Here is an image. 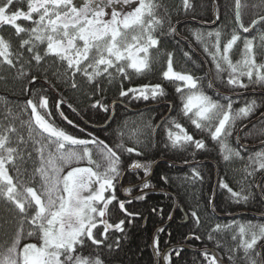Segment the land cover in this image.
<instances>
[{
    "label": "snow or ice",
    "instance_id": "1",
    "mask_svg": "<svg viewBox=\"0 0 264 264\" xmlns=\"http://www.w3.org/2000/svg\"><path fill=\"white\" fill-rule=\"evenodd\" d=\"M234 3L236 27L223 42L222 37L228 35L223 29L208 32L207 36L215 39L211 44L212 50L205 44L204 51L211 56L218 74L228 72L226 83L233 90L247 89L250 85L264 87V62H257V55H264V43L261 45L262 51L257 53L254 51L253 40L242 37V33H249L257 24H264V0H257L252 5L242 4L241 0H234ZM23 5H26V9ZM183 5L185 10L193 7L190 0H183ZM248 6L260 9V12L257 13L258 18H253L250 24L245 26L241 18V8ZM159 7L154 0H83L82 6H78L74 0H0V26H10L17 37L22 34L27 37L21 39L19 47L31 53V59L35 60L37 65L44 56L51 55L66 62L72 77L82 73L89 83L104 74H107L109 80L117 74L129 79L126 68L142 74L150 67L149 50L157 48L160 43L154 33L164 25L163 18L157 15ZM108 10H111L110 18L106 19L109 16ZM216 19L219 20L220 16L217 15ZM20 21L30 22L32 26L25 27ZM169 31L176 32L177 29L169 24ZM202 35L196 33L197 39L200 40ZM45 41L46 48L42 56L37 48L38 44ZM240 41L243 43V48L239 50L241 58L234 63L232 54ZM261 41L264 42V35L261 36ZM187 55L188 53H185V56ZM23 56V52L14 53L11 42L0 35V61L3 64L15 67V63L20 62ZM23 74L21 71L20 75ZM162 75L165 80L183 82L182 87H176V92L181 93L183 98L182 114L188 117L197 129H208L213 141L222 143L225 152L223 158L226 161L233 157L243 158L239 151L233 150L223 141L233 134L238 120L256 113L260 107L257 100L247 101L238 109L233 108L230 97H225L226 102L213 100L198 86L201 81L191 74L174 70L171 53H168L167 69ZM34 82L35 77L30 83ZM208 86H212L211 82ZM71 87L77 88L74 79ZM97 88L99 89V84ZM129 94L133 99L148 100L150 97L156 99L165 93L160 84H146L126 90L121 87L120 97H128ZM26 103L31 109L29 137L34 139L35 143L41 144L38 150L41 164L35 171L39 173L42 183L37 190L20 181L23 170L17 160L23 161L19 145L24 143V140L19 138L17 145L13 147L9 135L0 133V197L11 202L18 210L21 220L30 225L25 233L23 223L20 224L10 246L0 258V264H105L99 254L89 252L85 255L84 249L92 246H104L109 250L113 248V244L106 243L109 234L113 231L123 233L125 221L121 219L116 223L109 222V206L117 201L119 210L125 215H137L128 212L125 202L118 200L117 186L123 187L121 181L126 173L136 174L140 183L124 187V192L131 194L133 188H138L142 195H138L136 199H144L145 190L152 187L147 179L152 174L151 162L134 160L125 168L121 154L118 153H134L141 156L143 153L138 151L136 146L126 147L121 139L114 147H110L91 134V138H78L58 126L56 121L51 119L57 113L69 125L77 127L63 112V99L57 100L54 110H50L49 100L43 95L38 100L28 99ZM68 107L73 112L77 111L72 104H68ZM91 107L101 108L104 112L109 110L100 101L91 104ZM32 122L39 130L36 132L39 140L32 136ZM259 122L264 123V112L259 113ZM255 126L253 124V127ZM6 131L16 130L10 127ZM261 134H264V129ZM118 135L122 137L123 134ZM167 138L174 148H206L203 140L195 139L175 120L170 122ZM44 141H47V144L43 143ZM141 143L137 138L136 144ZM46 148L49 151L45 157ZM53 148L54 151L51 150ZM96 156L100 159L97 160ZM248 159L250 164L245 169L247 176H253L256 172L264 173V151H257ZM11 171H15V178L10 174ZM140 171H143V178L138 175ZM192 178L199 180L203 177L193 168ZM161 179L167 182L166 177ZM219 187L227 190L237 202H246L251 195L243 194L244 188H241L240 192L234 191L222 181L219 182ZM257 187L264 193V184ZM192 217L197 224L200 223L196 211L192 212ZM220 228V225H216L213 231H219ZM240 233L242 236H249L243 242L244 258L248 264H264V257L255 251L258 242L264 240V226H241ZM25 236L33 242L25 243L21 247L20 242ZM209 239H212L211 234ZM114 243L118 248L119 240ZM152 247L160 264H173V253L176 257L181 253V250L177 249L161 253L158 238H153ZM202 256L207 264H222L215 253L205 251ZM255 257L261 258L257 260ZM229 259H232L231 255Z\"/></svg>",
    "mask_w": 264,
    "mask_h": 264
},
{
    "label": "trees",
    "instance_id": "2",
    "mask_svg": "<svg viewBox=\"0 0 264 264\" xmlns=\"http://www.w3.org/2000/svg\"><path fill=\"white\" fill-rule=\"evenodd\" d=\"M154 2L160 5L157 15L164 20L163 28L154 33L160 43L157 48L149 50V69L138 74L135 70L126 68L129 79L117 74L109 80L107 74H104L89 83L82 73H77L75 77H72L66 62L51 55L44 56L46 41L38 44L37 50L44 58L37 65L35 60L31 59L32 54L19 47L21 39L27 37L24 34L17 37L10 26H0V35L11 42L13 52L24 53L22 60L15 63V67H10L0 61V133L9 135L13 147L17 145L19 138H23L24 143L19 145L23 161L17 160V164L23 170L19 179L22 183L34 187L33 183L37 176H35L33 163L40 159L38 150L41 144L35 143L34 139L29 137L31 114L26 103L28 99L38 100L41 95L46 96L50 110H54L58 99H63L65 104L62 110L77 127L69 125L67 121L59 117L58 113L51 119L78 138L94 136L110 147H114L121 139H124L126 130L130 129L128 125L132 123L137 125L135 138L136 140L139 138L142 143L136 147L143 154L141 156H136L134 153L118 154H121L125 168L134 160L142 163L150 161L152 165L157 159H162L155 165L152 176L148 179L152 187L147 189L144 199H136L137 195L126 200L122 198L119 192L121 186L118 185L116 189L118 200L125 202L128 212L137 215H125L119 210L117 201H114L113 205L109 206V222L116 223L123 219L125 231L123 233L110 232L106 243L113 244L111 250L104 246L99 248L92 246L84 249V254L87 255L89 252L94 255L99 254L105 264H153L154 258L150 246L151 233L168 219L176 200L177 206L172 219L155 230L154 234V238L159 239L160 251L168 245L173 246L169 252L174 249L181 250L179 257L173 253V264H207L202 253L210 250H213L225 264H248L244 258L243 242L249 236L247 234L242 236L240 227L264 226V193L257 187V185L264 184V176L260 178L262 172L247 176L245 169L250 164L248 157L257 151H264V134H261L264 123H260L258 119L243 130L238 138L237 134L246 123L264 111V87L250 85L247 89L233 90L226 83L228 72L218 74L211 56L204 51L205 44L212 50L211 44L215 39L208 37V32L223 29L228 34L222 37L223 42L236 27L234 0H213V2L211 0H190L193 7L187 10L184 8L183 0H154ZM241 2L252 5L257 0H241ZM213 5L215 6V18L219 15L220 19H216L213 26H207L204 23L212 22ZM259 12L260 9L250 6L242 7L241 18L245 26H248L253 18H258L257 13ZM181 21L185 22L177 24L176 32L169 31V24L174 27ZM20 23L25 27L32 26L27 21H20ZM196 33L203 34L200 40L197 39ZM176 34L187 42L177 39ZM262 35H264V24H257L250 29L249 33H242V37L253 40L254 51L257 53L262 51L261 45L264 43L261 41ZM242 48L243 43L240 41L232 54L234 63L241 58L239 50ZM168 53L172 54L175 69L189 72L201 81L198 86L202 87L203 91L213 100L226 102L225 97H230L234 109L243 107L247 101L252 99L257 100L260 107L256 113L238 120L233 134L223 141L233 150L239 151L243 158L233 157L226 161L223 158L225 152L222 143L213 141L208 129H197L191 120L182 114V94L176 92L178 83L165 80L162 75L167 66ZM185 53L188 55L185 56ZM202 59L207 64L211 79L208 77ZM257 62H264V55L258 54ZM21 71L23 75H20ZM110 71L114 70L110 69ZM33 77H35V82L30 83ZM73 79L77 84L75 89L71 87ZM244 79L247 82L246 78ZM209 82L212 84L211 87L208 86ZM97 84H99V89ZM146 84L162 85L165 94L156 99L150 97L148 100L133 99L131 94L128 97L119 95L121 87L126 90ZM96 101H100L109 110L104 112L101 108H92L91 104ZM112 102L114 104L111 109ZM68 104H72L77 111L73 112ZM173 120L180 123L195 139L203 140L206 148L197 150L193 146L172 147L167 138V130ZM253 124L256 126L253 127ZM147 125L152 127L149 128ZM10 127L15 128L16 131H6ZM32 128V136L35 140H39L40 137L36 136L39 130L35 128L34 122H32ZM140 130L142 133L139 134ZM119 133L123 134L122 137L118 135ZM43 143L47 144V141ZM125 146L128 147L126 144ZM51 150L54 151V148ZM48 151L49 149L46 148L45 157ZM193 168L201 173L202 179L193 180ZM215 171L217 184L212 200ZM10 174L16 177L15 171H11ZM138 175L143 178V171H140ZM161 177H166L167 182ZM29 179H31L30 183ZM138 181L140 179L136 178V174L126 173L121 184H134ZM221 181L237 192L244 188L243 194L251 193L249 199L246 202L243 200L237 202L227 190L219 187ZM138 190V188H133L131 193ZM10 211L13 209L0 201V226L4 227L2 234L8 233L12 222L16 220L13 219L15 215L12 217L9 214ZM193 211H196L200 217L199 224L192 217ZM216 225H220L221 228L214 232ZM160 229L163 231H159ZM210 234L212 239H209ZM197 236L199 239H196ZM117 239L120 242L118 248L114 243ZM182 244L184 246H181ZM255 251L264 257V240L258 242ZM229 255L232 256L231 260ZM261 257L255 258L259 260Z\"/></svg>",
    "mask_w": 264,
    "mask_h": 264
},
{
    "label": "rangeland",
    "instance_id": "3",
    "mask_svg": "<svg viewBox=\"0 0 264 264\" xmlns=\"http://www.w3.org/2000/svg\"><path fill=\"white\" fill-rule=\"evenodd\" d=\"M74 3H76L78 6H82L83 1H81V0H74ZM23 6H24L25 9H26V5H23ZM117 8H119V5H117ZM108 11H109V16H107L106 19H109V18H110V11H111V10H108ZM19 23H20V22H19ZM141 55H143V54L141 53ZM123 63H127V62H123ZM173 67H174V66H173ZM130 69H131V68H130ZM166 69H167V66H166L165 70H166ZM90 70H91V69H89V71H90ZM132 70H134V69H132ZM165 70H164V71H165ZM174 70H175V71H178V72H182V73L191 74V73H189V72L179 71V70L175 69V67H174ZM191 75H192V74H191ZM175 82L178 83V86H181V87L183 86V82H180V81H175ZM154 85H156V84H154ZM139 87H140V86H137V88H139ZM134 88H136V87H134ZM185 90H187V89H185ZM128 126H130V129L126 130V133H125V136H124V139H123V140H124L125 144H126L128 147H131V146H137L138 144H136V138H135V134H136L135 131L137 130V125H134V124L132 123V124H130V125H128ZM138 128H139V127H138ZM140 131H141V130H140ZM140 131H139V134L142 133V131H141V132H140ZM174 131H177V130H174ZM130 138H131V139H130ZM95 158H96L97 160L100 159L99 156H96ZM40 164H41L40 159H37V160H36V163H33L34 170H36V168H38V167L40 166ZM84 166H86V165H84ZM35 176H37V178H36V180L34 181L33 185H35L34 187L37 188V190H39L40 185H41V183H42V181H41V177H39L40 175H39V173L36 172V171H35ZM28 181H29V183H30V182H31V179H29ZM106 195H109V194L106 193ZM0 201H1L3 204L9 206L10 209H11V208L13 209V211H10L11 213H9V214H11L12 217L15 215L13 219H16L15 221L12 222V227H11V229H10V231H9L8 233L2 234V233H3V230H4V229H3L4 227H1V226H0V258H2V257H3V254L5 253V250L7 249L8 246H10V244H11V242H12V239H13L14 235L16 234V232H17V230H18L20 224L23 223V228H24L25 233L29 230L30 225H29L28 223H26V222H24V221L21 220V217H20V215L18 214V210L15 209V206H14L11 202H8V201H7L5 198H3V197H0ZM28 242H33V241H32L30 238H28V237L25 236V237L21 240V242H20V246L22 247L23 244L28 243Z\"/></svg>",
    "mask_w": 264,
    "mask_h": 264
},
{
    "label": "water",
    "instance_id": "4",
    "mask_svg": "<svg viewBox=\"0 0 264 264\" xmlns=\"http://www.w3.org/2000/svg\"><path fill=\"white\" fill-rule=\"evenodd\" d=\"M212 1V0H211ZM214 7H213V11H212V15H213V22L211 23V24H209V26H212V25H214L215 24V19H214ZM183 22H185V21H183ZM180 23H182V22H179V23H177V24H180ZM177 24L174 26V28L177 26ZM183 41V40H182ZM113 104V103H112ZM257 119H259V116L258 117H256L255 119H253L252 121H250V122H248L244 127H242V129L239 131V133L242 131V130H244L245 128H247L252 122H254V121H256ZM158 162H160V159H158V160H156L153 164H152V172H153V168H154V166L158 163ZM152 175V174H151ZM151 175L149 176V177H147V179H149L150 177H151ZM264 176V174L261 176V177H263ZM215 184H216V180H215ZM214 188H215V185H214ZM213 188V196H214V189ZM124 188H122L121 189V193L124 195V197L125 198H131V197H133V196H136V195H138V194H141L140 192H137V193H135L134 195H131V196H128V195H125L124 193ZM176 202H175V204H174V208H173V211H172V214H171V216L169 217V219H168V221L165 223V224H167L168 222H170V220L172 219V216H173V213H174V211H175V209H176ZM212 207V206H211ZM160 226H158V227H156V229L157 228H159ZM155 229V230H156ZM153 235H154V232L152 233V235H151V239H150V244H151V246H152V243H153ZM153 248V247H152ZM210 253H215L213 250H210L209 251ZM154 258H155V263L154 264H156V255L154 254Z\"/></svg>",
    "mask_w": 264,
    "mask_h": 264
},
{
    "label": "flooded vegetation",
    "instance_id": "5",
    "mask_svg": "<svg viewBox=\"0 0 264 264\" xmlns=\"http://www.w3.org/2000/svg\"><path fill=\"white\" fill-rule=\"evenodd\" d=\"M83 1V0H81ZM172 245H168L167 247H165L164 249H162L161 251L163 252L165 250V252H169L172 249Z\"/></svg>",
    "mask_w": 264,
    "mask_h": 264
}]
</instances>
